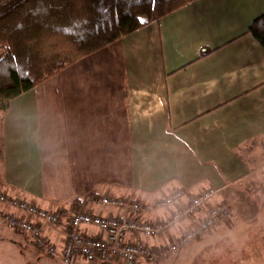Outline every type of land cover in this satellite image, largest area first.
<instances>
[{
	"label": "crops",
	"instance_id": "crops-1",
	"mask_svg": "<svg viewBox=\"0 0 264 264\" xmlns=\"http://www.w3.org/2000/svg\"><path fill=\"white\" fill-rule=\"evenodd\" d=\"M263 11L264 0H194L11 100L0 110L4 192L69 212L96 194L82 208L117 216L100 209L101 196L150 203L178 188L222 190L264 168V47L246 33ZM53 152L65 181L44 165ZM47 158L52 170L58 161ZM57 228L52 238L66 227Z\"/></svg>",
	"mask_w": 264,
	"mask_h": 264
},
{
	"label": "trees",
	"instance_id": "trees-1",
	"mask_svg": "<svg viewBox=\"0 0 264 264\" xmlns=\"http://www.w3.org/2000/svg\"><path fill=\"white\" fill-rule=\"evenodd\" d=\"M192 1L0 0V110L5 112L11 100L79 60ZM246 33L264 47V11ZM53 93L57 107L59 92ZM96 197L75 201L70 212L93 203Z\"/></svg>",
	"mask_w": 264,
	"mask_h": 264
},
{
	"label": "built area",
	"instance_id": "built-area-1",
	"mask_svg": "<svg viewBox=\"0 0 264 264\" xmlns=\"http://www.w3.org/2000/svg\"><path fill=\"white\" fill-rule=\"evenodd\" d=\"M217 193L216 188H207L196 194L178 188L150 203L128 197L101 196L100 205L120 213L102 216L83 208L75 212L48 210L32 201L0 192V223L27 238L47 255L58 256L64 264L74 263L78 258L87 264L107 263L111 259L121 264L157 263L195 239L211 235L214 228L231 218L227 203L213 202ZM155 209L166 211L167 215L153 221L141 216ZM180 223H185V227H177ZM62 224L66 228L61 229V237L50 238L49 231H60L57 227ZM82 227L94 228L97 233L86 235L81 231ZM175 228L178 234L165 238L162 243L147 244L140 240L142 235L162 237ZM131 235L135 236L134 239L129 238Z\"/></svg>",
	"mask_w": 264,
	"mask_h": 264
},
{
	"label": "rangeland",
	"instance_id": "rangeland-1",
	"mask_svg": "<svg viewBox=\"0 0 264 264\" xmlns=\"http://www.w3.org/2000/svg\"><path fill=\"white\" fill-rule=\"evenodd\" d=\"M60 73L61 72L47 80L48 82L50 81L49 86L53 85V82H55ZM53 92L54 90L50 93L52 103L54 101ZM58 107L59 102L56 109ZM53 148L59 151L61 149L59 145ZM2 151L3 147L0 145V192H4L7 188L11 189L2 183ZM49 155L53 157L54 160L58 161L55 166H52V170L49 167L52 160L47 162V156ZM44 157H46V159L44 158V165H48V172H55V179L57 181H65L66 179L63 175L64 168H62L63 163L59 161L60 152H53L52 154L45 153ZM105 164L108 165L110 163L106 162ZM118 176L120 175H117V177ZM124 187L126 188V186ZM13 190V192L18 195H26L18 189ZM218 191L219 192L214 196L213 200L215 202L222 200L226 202L231 209V218L226 223L217 226V229H213L211 235L195 239L177 253L157 263L140 261L139 264H264V168L255 170L247 179L232 182L231 184L229 183L227 187L222 190L218 189ZM9 195L12 196V194ZM13 196L16 197V195ZM23 199L30 200L29 198ZM99 206L100 209L110 208L108 206ZM152 211H155V213L161 212L160 209ZM146 218L145 216V219ZM177 227L184 228L185 223H180ZM0 230L5 238L3 243L4 264H64L58 256H49L40 251L32 246L23 236L12 232L9 227L2 223H0ZM59 234L55 232V235ZM48 236L52 238L50 234ZM58 237H61V234ZM141 237L144 240H152L143 235ZM10 239L14 240L15 245L9 242ZM108 261H110L108 263L121 264L115 259ZM102 263V261H97L94 264ZM70 264L87 263L84 262L83 259L78 258L74 263Z\"/></svg>",
	"mask_w": 264,
	"mask_h": 264
},
{
	"label": "flooded vegetation",
	"instance_id": "flooded-vegetation-1",
	"mask_svg": "<svg viewBox=\"0 0 264 264\" xmlns=\"http://www.w3.org/2000/svg\"><path fill=\"white\" fill-rule=\"evenodd\" d=\"M10 229V228H9ZM12 230V229H11ZM12 232H15L17 234H19L18 232H16L15 230H12ZM20 235V234H19ZM22 236V235H21ZM24 237V236H23ZM25 238V237H24ZM4 236H3V233L2 231L0 230V264H4V260H3V253H4V246H3V243H4ZM32 246H34V244H32L27 238H25ZM9 242L13 245H15V242L14 240H9ZM35 247V246H34ZM36 248V247H35Z\"/></svg>",
	"mask_w": 264,
	"mask_h": 264
},
{
	"label": "snow or ice",
	"instance_id": "snow-or-ice-1",
	"mask_svg": "<svg viewBox=\"0 0 264 264\" xmlns=\"http://www.w3.org/2000/svg\"><path fill=\"white\" fill-rule=\"evenodd\" d=\"M104 11L106 12L107 9H104ZM136 19H137L138 21H142V22H143V17H141V16H137Z\"/></svg>",
	"mask_w": 264,
	"mask_h": 264
},
{
	"label": "water",
	"instance_id": "water-1",
	"mask_svg": "<svg viewBox=\"0 0 264 264\" xmlns=\"http://www.w3.org/2000/svg\"><path fill=\"white\" fill-rule=\"evenodd\" d=\"M104 264H113V263H104Z\"/></svg>",
	"mask_w": 264,
	"mask_h": 264
}]
</instances>
